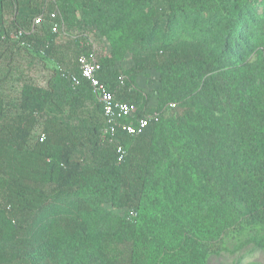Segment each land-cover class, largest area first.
<instances>
[{
  "label": "trees",
  "instance_id": "trees-1",
  "mask_svg": "<svg viewBox=\"0 0 264 264\" xmlns=\"http://www.w3.org/2000/svg\"><path fill=\"white\" fill-rule=\"evenodd\" d=\"M161 1L0 0V264H203L228 230L264 221V0ZM63 38L97 40L96 77L157 120L102 141L87 82L62 77L79 76ZM33 50L59 67L45 87L20 67ZM149 71L154 110L129 90Z\"/></svg>",
  "mask_w": 264,
  "mask_h": 264
},
{
  "label": "rangeland",
  "instance_id": "rangeland-1",
  "mask_svg": "<svg viewBox=\"0 0 264 264\" xmlns=\"http://www.w3.org/2000/svg\"><path fill=\"white\" fill-rule=\"evenodd\" d=\"M156 3L157 8H159L158 11L161 12L165 4L161 0H157ZM69 40L63 38L60 40L61 42L56 43L57 45H61V50L63 47H66V45L75 44L78 52L77 56L74 57L73 53L67 52V54H65L66 59L69 57L72 61L73 58H75L76 61L81 53L91 50L95 52L97 57L102 54L100 43L95 39L90 38L86 40L84 51H82V43L79 44L76 39L72 38H69ZM102 43L103 47L106 48L103 52L107 53L110 47L105 42ZM33 54L35 55L34 57H32ZM131 64L130 55H128V53L124 54L123 58L118 63L120 73L129 69ZM21 66H24L25 77L29 80L28 82H32V84L38 87L46 86V82L49 78V69H59L55 62L54 55L47 54L42 50H33L31 54H26L20 62V67ZM135 86V89L133 86H130L129 90H137L145 97L147 96V106L154 110L157 104L156 91L159 87L158 73L154 71L142 73L138 77ZM169 104L172 103L164 105L159 110H162V112L167 115L173 113L176 108H170ZM105 207L107 208V206ZM109 209L116 215L122 217L126 214L124 209L112 207ZM218 247L219 250L210 253L203 264H264V221L253 222L251 219L250 221H242L235 228L228 230L220 237Z\"/></svg>",
  "mask_w": 264,
  "mask_h": 264
},
{
  "label": "built area",
  "instance_id": "built-area-1",
  "mask_svg": "<svg viewBox=\"0 0 264 264\" xmlns=\"http://www.w3.org/2000/svg\"><path fill=\"white\" fill-rule=\"evenodd\" d=\"M50 31L53 35L63 33L64 25L57 10H53L48 14ZM42 22L41 17H37L34 21L35 25ZM21 35V31L12 35L13 39H17ZM77 66L79 76L74 73L62 74L72 84L78 83L79 78H83L88 87L90 88L94 99L100 105L104 117V125L100 132V139L104 142H113L118 132L126 135L137 136L150 124L151 121H156L159 115L158 112L144 114L141 117L136 116V107L132 104L124 103L115 100L114 94L110 92L105 84L101 83L96 77L97 72L100 70V65L96 59V54L93 50L81 53L77 59ZM121 83L123 77L120 78ZM170 108H174V104H169ZM44 139L41 134L39 141ZM117 162L121 163L124 159L125 151L122 147L116 149ZM133 215V214H131Z\"/></svg>",
  "mask_w": 264,
  "mask_h": 264
}]
</instances>
